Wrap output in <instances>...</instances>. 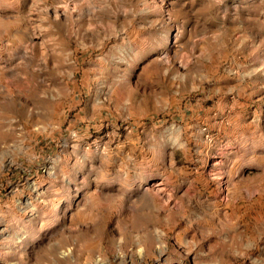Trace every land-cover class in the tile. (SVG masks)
Here are the masks:
<instances>
[{
  "label": "rangeland",
  "instance_id": "rangeland-1",
  "mask_svg": "<svg viewBox=\"0 0 264 264\" xmlns=\"http://www.w3.org/2000/svg\"><path fill=\"white\" fill-rule=\"evenodd\" d=\"M0 264H264V0H0Z\"/></svg>",
  "mask_w": 264,
  "mask_h": 264
}]
</instances>
